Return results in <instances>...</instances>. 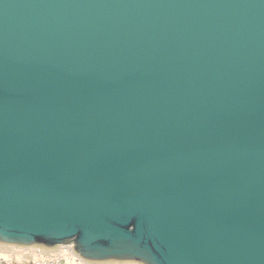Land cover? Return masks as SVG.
<instances>
[{
	"label": "water",
	"instance_id": "95a60500",
	"mask_svg": "<svg viewBox=\"0 0 264 264\" xmlns=\"http://www.w3.org/2000/svg\"><path fill=\"white\" fill-rule=\"evenodd\" d=\"M0 237L264 264V0H0Z\"/></svg>",
	"mask_w": 264,
	"mask_h": 264
},
{
	"label": "built area",
	"instance_id": "2783aa9c",
	"mask_svg": "<svg viewBox=\"0 0 264 264\" xmlns=\"http://www.w3.org/2000/svg\"><path fill=\"white\" fill-rule=\"evenodd\" d=\"M70 248L61 249H44L40 247L28 248L24 255L18 256L19 260H15V255L2 254L0 250V264H81L80 259L76 258L75 252Z\"/></svg>",
	"mask_w": 264,
	"mask_h": 264
},
{
	"label": "rangeland",
	"instance_id": "374dc122",
	"mask_svg": "<svg viewBox=\"0 0 264 264\" xmlns=\"http://www.w3.org/2000/svg\"><path fill=\"white\" fill-rule=\"evenodd\" d=\"M58 247V246H56ZM54 249V248H53ZM61 249L57 248L56 250ZM2 254H10V255H15L16 257L14 258L15 260H19L18 256L24 255L28 250H25V248H0ZM103 264H137V263H103Z\"/></svg>",
	"mask_w": 264,
	"mask_h": 264
},
{
	"label": "bare ground",
	"instance_id": "6f19581e",
	"mask_svg": "<svg viewBox=\"0 0 264 264\" xmlns=\"http://www.w3.org/2000/svg\"><path fill=\"white\" fill-rule=\"evenodd\" d=\"M64 248H70L71 249V246H63ZM63 247H61V246H58V247H55L54 249H57V248H63ZM26 249H28V248H26ZM76 255V254H75ZM78 256L76 255V258H77ZM79 258V257H78ZM77 258V259H78ZM80 259V258H79ZM78 259V260H79ZM80 262L79 263H81V264H94V263H87V262H84V261H82L81 259L79 260Z\"/></svg>",
	"mask_w": 264,
	"mask_h": 264
},
{
	"label": "snow or ice",
	"instance_id": "6c2138e0",
	"mask_svg": "<svg viewBox=\"0 0 264 264\" xmlns=\"http://www.w3.org/2000/svg\"><path fill=\"white\" fill-rule=\"evenodd\" d=\"M3 239H5V238H3V237H0V242H2V241H3Z\"/></svg>",
	"mask_w": 264,
	"mask_h": 264
}]
</instances>
